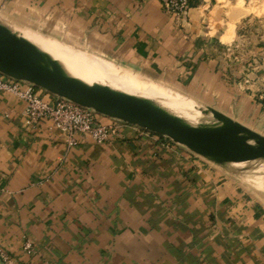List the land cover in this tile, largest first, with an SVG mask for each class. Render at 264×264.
I'll return each instance as SVG.
<instances>
[{"label":"crops","instance_id":"0c3cea01","mask_svg":"<svg viewBox=\"0 0 264 264\" xmlns=\"http://www.w3.org/2000/svg\"><path fill=\"white\" fill-rule=\"evenodd\" d=\"M244 1L200 0L176 19L158 0H0V22L264 135V72L237 82L223 58ZM24 108L0 94V246L17 264H264V199L242 180L133 126L105 145L87 135L69 145L51 120L29 126Z\"/></svg>","mask_w":264,"mask_h":264},{"label":"water","instance_id":"95a60500","mask_svg":"<svg viewBox=\"0 0 264 264\" xmlns=\"http://www.w3.org/2000/svg\"><path fill=\"white\" fill-rule=\"evenodd\" d=\"M0 73L170 138L227 173L252 176L264 172V135L212 106L200 105L194 123L170 105L113 87L87 70L54 58L19 32L0 22Z\"/></svg>","mask_w":264,"mask_h":264},{"label":"built area","instance_id":"2783aa9c","mask_svg":"<svg viewBox=\"0 0 264 264\" xmlns=\"http://www.w3.org/2000/svg\"><path fill=\"white\" fill-rule=\"evenodd\" d=\"M158 1L162 4L164 11L175 16L176 19L188 16L190 10L200 2V0ZM40 89L32 83L12 79L0 73V94L10 93L25 102L23 114L26 117L27 124L37 126L43 120H51L55 127L63 133L69 145L77 143L78 135H87L95 144L105 145L113 138L118 137L125 127L133 126L122 120L101 115L91 108L77 105L63 97L54 95L56 99L50 103L39 95ZM102 118H107L108 121L104 122ZM133 127L138 128L143 136L154 140L165 150L171 151L178 147L185 148L166 136L152 133L137 126ZM190 153L207 161L192 152ZM28 247L30 246L27 245ZM0 264H17L1 246Z\"/></svg>","mask_w":264,"mask_h":264},{"label":"bare ground","instance_id":"6f19581e","mask_svg":"<svg viewBox=\"0 0 264 264\" xmlns=\"http://www.w3.org/2000/svg\"><path fill=\"white\" fill-rule=\"evenodd\" d=\"M194 10L195 9L192 8L191 12H194ZM19 33L42 50L47 51L54 58L69 63L70 65L81 67L87 70L92 77H98L105 81H110V84L113 87L138 95L152 97L159 102H163L164 105H170L171 108L181 111L180 113L183 116L194 123L201 119L200 109L203 108L198 106L194 100L188 99L178 92H175L168 87H164V85L162 86L145 76L125 70L124 68H117L110 62L111 65L96 60H90L89 58L84 57V54L79 55L74 53V51L72 52L71 50L56 44H49L48 42L46 43L45 41L37 40L24 32ZM253 176L260 177L258 174ZM258 186L260 187V185Z\"/></svg>","mask_w":264,"mask_h":264},{"label":"rangeland","instance_id":"374dc122","mask_svg":"<svg viewBox=\"0 0 264 264\" xmlns=\"http://www.w3.org/2000/svg\"><path fill=\"white\" fill-rule=\"evenodd\" d=\"M244 3L246 4L244 5ZM244 3L242 6L245 7H242V9H246V11L243 12L244 23H242L238 29L239 39L233 49L229 52H226V56H223V58L229 63V66L232 68V75L237 80V82L241 81L243 84H250L245 83L246 81L244 80L245 78H247V74H251L252 72L254 73L260 70L264 72V0H245ZM24 33L34 37L37 40H42L46 43L48 42L49 44H56L58 46L71 50L72 52L74 51L51 38H47L31 32ZM74 53L79 55L84 54L83 56L89 58L90 60H96L107 64L111 63L113 66L120 68L114 63H109V61H107L106 59H103L96 55L77 51H74ZM259 175L260 177L240 175L234 176L245 182V184H248V188L252 193L254 192L256 195H259L264 199V172H261ZM258 185H260L261 188Z\"/></svg>","mask_w":264,"mask_h":264}]
</instances>
